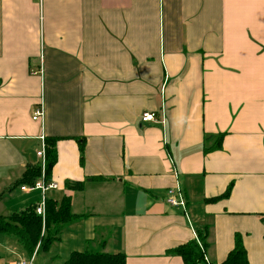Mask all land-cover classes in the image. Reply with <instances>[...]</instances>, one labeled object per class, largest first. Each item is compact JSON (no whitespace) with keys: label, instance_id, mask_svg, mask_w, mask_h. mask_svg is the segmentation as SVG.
<instances>
[{"label":"crops","instance_id":"1","mask_svg":"<svg viewBox=\"0 0 264 264\" xmlns=\"http://www.w3.org/2000/svg\"><path fill=\"white\" fill-rule=\"evenodd\" d=\"M53 140L46 199L68 197L74 218L32 255L0 234V264H65L90 246L184 264L168 252L198 233L209 262L240 234L264 264V0H0V216L41 202L19 183L42 178ZM176 186L187 215L165 202Z\"/></svg>","mask_w":264,"mask_h":264},{"label":"trees","instance_id":"2","mask_svg":"<svg viewBox=\"0 0 264 264\" xmlns=\"http://www.w3.org/2000/svg\"><path fill=\"white\" fill-rule=\"evenodd\" d=\"M208 139L210 138H205L206 143ZM222 139L223 135L218 136L217 144L212 147L204 144L205 153L220 150ZM46 145L45 179L50 183L51 171L57 162L56 140L46 142ZM81 151L83 153L82 148ZM40 177L41 167H35L25 173L19 184L32 186ZM84 186L83 183L70 185L71 189L76 191H82ZM231 190L232 187H229L224 197H228ZM46 206L45 222H42L36 214L35 206L23 212H16L8 218L0 216V234L14 236L29 255L34 253L39 244L43 249H47L53 242L59 240L62 229L72 221L74 216L71 211V200L68 197L63 198L59 204L48 200ZM261 219L264 221V217ZM102 248L95 249L90 246L83 252H73L65 264H126L124 253L110 254L104 252ZM208 248L207 236L198 233L196 240L183 244L168 254L180 256L184 264H216L208 261L206 256ZM221 264H249L247 251L240 234L235 236V247Z\"/></svg>","mask_w":264,"mask_h":264},{"label":"built area","instance_id":"3","mask_svg":"<svg viewBox=\"0 0 264 264\" xmlns=\"http://www.w3.org/2000/svg\"><path fill=\"white\" fill-rule=\"evenodd\" d=\"M36 74V72H34ZM44 118V109L41 108L40 110H37L34 113L33 119L35 121ZM157 121V116L155 113L151 112H145L142 115V122L148 123V122H156ZM38 157L42 160V178L39 179L34 183L32 186H22L21 191L24 192H32V191H40L41 192V202L36 206L35 212L42 219V222H45L46 220V193L50 190L58 189V184L55 182H46L45 180V165H46V152L45 149H42L40 152H38ZM165 202L175 208L182 209L184 213L187 215L188 214V203L186 200V197L182 190L180 189L179 186L170 188L167 191ZM16 264H31L30 260L27 259H21L19 262Z\"/></svg>","mask_w":264,"mask_h":264}]
</instances>
